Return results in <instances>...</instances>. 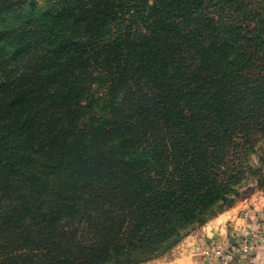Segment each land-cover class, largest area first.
<instances>
[{"label":"trees","instance_id":"1","mask_svg":"<svg viewBox=\"0 0 264 264\" xmlns=\"http://www.w3.org/2000/svg\"><path fill=\"white\" fill-rule=\"evenodd\" d=\"M251 179L264 0H0V264L150 262Z\"/></svg>","mask_w":264,"mask_h":264},{"label":"crops","instance_id":"2","mask_svg":"<svg viewBox=\"0 0 264 264\" xmlns=\"http://www.w3.org/2000/svg\"><path fill=\"white\" fill-rule=\"evenodd\" d=\"M214 245L235 247L238 254L233 264H264V201L254 207L241 203L224 210L170 252L143 264H219L216 254H206Z\"/></svg>","mask_w":264,"mask_h":264},{"label":"rangeland","instance_id":"3","mask_svg":"<svg viewBox=\"0 0 264 264\" xmlns=\"http://www.w3.org/2000/svg\"><path fill=\"white\" fill-rule=\"evenodd\" d=\"M255 161L256 163L258 162V155H255ZM250 183H248L246 186H250L252 187L247 193L246 195H244V197L240 198L235 204H241L244 203V206H246L247 208L249 207H254L258 201H264V186H260L258 187L255 180L251 179V181H249ZM233 207V206H232ZM214 218V217H213ZM211 220V219H210ZM198 228V227H197ZM196 228V229H197ZM194 229V230H196ZM193 230V231H194ZM191 231V232H193ZM190 232V233H191ZM189 233V234H190ZM182 242V241H181ZM175 248V247H174ZM167 254V253H166Z\"/></svg>","mask_w":264,"mask_h":264},{"label":"built area","instance_id":"4","mask_svg":"<svg viewBox=\"0 0 264 264\" xmlns=\"http://www.w3.org/2000/svg\"><path fill=\"white\" fill-rule=\"evenodd\" d=\"M216 254L219 258V264H233L237 258L238 251L235 247H230L228 249L220 248L219 246L211 247V250L206 252L208 256Z\"/></svg>","mask_w":264,"mask_h":264},{"label":"water","instance_id":"5","mask_svg":"<svg viewBox=\"0 0 264 264\" xmlns=\"http://www.w3.org/2000/svg\"><path fill=\"white\" fill-rule=\"evenodd\" d=\"M233 243V242H232Z\"/></svg>","mask_w":264,"mask_h":264}]
</instances>
